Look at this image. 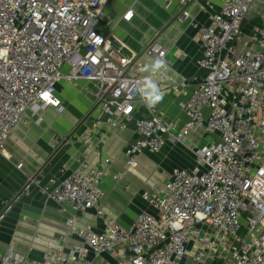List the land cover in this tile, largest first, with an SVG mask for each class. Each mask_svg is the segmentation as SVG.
Here are the masks:
<instances>
[{
    "label": "built area",
    "instance_id": "1",
    "mask_svg": "<svg viewBox=\"0 0 264 264\" xmlns=\"http://www.w3.org/2000/svg\"><path fill=\"white\" fill-rule=\"evenodd\" d=\"M112 1L0 0V156L7 155V140L27 110L34 115L49 107L65 110L57 95L63 81L96 84L98 109L114 125L120 118L136 122L139 139L128 148L130 167L170 141L185 145L189 136L202 134L211 141L191 148L195 170L174 169L161 194L143 197L156 214H139L131 228L106 220L103 232L75 228L74 217L69 224L82 245L51 252L42 262L10 248L3 261L95 264L92 254L112 256L111 264H264V25L247 39L243 32L252 6L264 0H224L210 24H194L204 77L182 105V126L158 115L135 120L134 105H146L139 92L140 58L130 61L100 32L104 6ZM172 2L181 11L178 22L185 24L189 7L200 0ZM133 18L130 8L123 19ZM167 53L153 42L142 56L165 60ZM107 172L83 162L65 180H51L43 192L75 213L95 210L103 219L98 205Z\"/></svg>",
    "mask_w": 264,
    "mask_h": 264
},
{
    "label": "crops",
    "instance_id": "2",
    "mask_svg": "<svg viewBox=\"0 0 264 264\" xmlns=\"http://www.w3.org/2000/svg\"><path fill=\"white\" fill-rule=\"evenodd\" d=\"M118 1L104 6L100 26L111 45L130 61L140 58L142 69L154 61L142 56L151 43L158 42L168 52V68L155 74L141 71L142 78L150 76L157 82L163 100L152 109L135 104V120L158 115L184 125L182 105L204 77L198 67L203 47L194 24H210L224 0H200L191 5V19L185 24L178 22L180 8L173 2L169 4L170 0L132 1L123 7ZM259 2L253 7L254 12L261 9V14L257 13L260 16L253 19L250 16L255 13L251 14L243 25L245 39L253 30L250 24L264 25V4ZM130 8L134 18L128 22L123 17ZM57 95L65 110L58 112L49 107L38 115L27 110L7 140V155L0 156V264H6L3 258L10 248L23 258L42 262L51 252H69L82 245L69 224L74 217L75 228L85 226L103 232L106 220L131 228L139 214H156L143 197L161 194L174 169L195 170L197 159L191 148L211 141L203 134L189 136L185 145L170 141L160 153L145 152L137 165L130 167L128 148L139 139L135 121L120 118L114 125L113 118L98 109V88L92 82L63 81L57 86ZM105 160L110 163L105 165ZM83 162L90 168L104 166L108 171L102 184L105 195L98 205L105 213L103 219L95 210L75 213L69 204L65 210L43 192L51 180H65ZM89 258L95 264L114 262L110 255L95 259L89 254Z\"/></svg>",
    "mask_w": 264,
    "mask_h": 264
},
{
    "label": "clouds",
    "instance_id": "3",
    "mask_svg": "<svg viewBox=\"0 0 264 264\" xmlns=\"http://www.w3.org/2000/svg\"><path fill=\"white\" fill-rule=\"evenodd\" d=\"M166 66L167 62L163 58L157 57L153 62L145 65L142 70L155 74ZM139 92L149 109L154 108L163 100V92L159 88L157 82L151 79L150 76L145 77L143 81L140 82Z\"/></svg>",
    "mask_w": 264,
    "mask_h": 264
},
{
    "label": "rangeland",
    "instance_id": "4",
    "mask_svg": "<svg viewBox=\"0 0 264 264\" xmlns=\"http://www.w3.org/2000/svg\"><path fill=\"white\" fill-rule=\"evenodd\" d=\"M132 3V0H119L118 1V4H119V6L120 7H123V5H128V4H131ZM140 3V2H139ZM138 3V4H139ZM259 4H261L260 2L259 3H256L255 5L256 6H259ZM264 4V3H263ZM255 11L256 12H254V7L252 6V8H251V10H250V12H249V14H248V18H249V16L251 15V14H253V13H255L254 15H251L250 17H252L253 19L255 18V17H259L260 15L259 14H261V9H258V8H256L255 9ZM258 12H260L258 15H257V13ZM254 16V17H253ZM260 24V22L257 24V23H254V24H250L251 25V29H254L256 26H258ZM263 25V24H262ZM248 26V25H247Z\"/></svg>",
    "mask_w": 264,
    "mask_h": 264
}]
</instances>
